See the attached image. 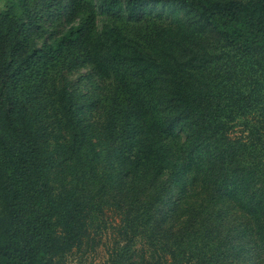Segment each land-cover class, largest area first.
<instances>
[{
    "label": "trees",
    "instance_id": "1",
    "mask_svg": "<svg viewBox=\"0 0 264 264\" xmlns=\"http://www.w3.org/2000/svg\"><path fill=\"white\" fill-rule=\"evenodd\" d=\"M264 264V0H0V264Z\"/></svg>",
    "mask_w": 264,
    "mask_h": 264
},
{
    "label": "rangeland",
    "instance_id": "2",
    "mask_svg": "<svg viewBox=\"0 0 264 264\" xmlns=\"http://www.w3.org/2000/svg\"><path fill=\"white\" fill-rule=\"evenodd\" d=\"M108 237V234L103 235L101 243L93 251L67 256L66 264H105L108 257L106 246L109 241Z\"/></svg>",
    "mask_w": 264,
    "mask_h": 264
}]
</instances>
